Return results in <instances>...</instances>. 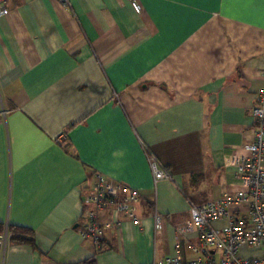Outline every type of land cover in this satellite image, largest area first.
Masks as SVG:
<instances>
[{
  "label": "crops",
  "instance_id": "1",
  "mask_svg": "<svg viewBox=\"0 0 264 264\" xmlns=\"http://www.w3.org/2000/svg\"><path fill=\"white\" fill-rule=\"evenodd\" d=\"M138 2L12 0L0 17V225L35 238L2 242L0 264L191 260L198 232L175 233L190 204L239 190L223 159L252 139L264 0ZM148 156L169 180L154 184ZM96 173L138 190L141 220L102 211L119 227L100 248L80 218Z\"/></svg>",
  "mask_w": 264,
  "mask_h": 264
},
{
  "label": "built area",
  "instance_id": "2",
  "mask_svg": "<svg viewBox=\"0 0 264 264\" xmlns=\"http://www.w3.org/2000/svg\"><path fill=\"white\" fill-rule=\"evenodd\" d=\"M11 1L0 0V17L9 14ZM55 1L62 8L68 6V0ZM126 1L136 15L141 13L138 0ZM251 115L254 121L251 141L242 145V153L235 152L223 159L225 168L234 169L239 190L202 204H190L189 219L175 229L178 237L192 229L198 232L199 242L192 246L194 258L183 260L177 255L152 264H264V89L257 92ZM58 142H61L60 138ZM148 162L154 184L170 179L155 158L148 156ZM138 203V190L107 180L99 173L94 174L92 183L81 196L82 237L92 240L100 248L106 231L119 227L112 219L100 221V213L105 210L116 218L125 217L140 228ZM220 219L226 220V226L214 228V222ZM160 222L161 215L155 213L156 230ZM6 240V235L0 237V244Z\"/></svg>",
  "mask_w": 264,
  "mask_h": 264
},
{
  "label": "trees",
  "instance_id": "3",
  "mask_svg": "<svg viewBox=\"0 0 264 264\" xmlns=\"http://www.w3.org/2000/svg\"><path fill=\"white\" fill-rule=\"evenodd\" d=\"M6 235L10 244L13 245H31L35 246V238L32 230L17 226H2L0 225V237ZM81 264H93V259L90 258Z\"/></svg>",
  "mask_w": 264,
  "mask_h": 264
}]
</instances>
